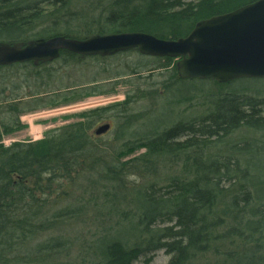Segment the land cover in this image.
Here are the masks:
<instances>
[{
  "label": "trees",
  "instance_id": "16d2710c",
  "mask_svg": "<svg viewBox=\"0 0 264 264\" xmlns=\"http://www.w3.org/2000/svg\"><path fill=\"white\" fill-rule=\"evenodd\" d=\"M79 1L0 0V42L136 31L178 39L199 20L257 0H107L97 16L88 14L92 6L75 11ZM158 69L167 73L166 94L181 82H208L181 79L175 59L138 49L62 51L0 66V103L11 113L0 118V139L23 126L25 110L109 94L120 80ZM104 73L113 79L109 88ZM71 78L78 84L67 85ZM140 86L39 141L0 145V264H152L159 250L167 264H264V100L247 87L221 89L201 102L209 105L205 114H170L140 130L151 113L131 112L146 95ZM195 91L171 103H194ZM104 120L121 140L111 153L102 149L111 129L95 133Z\"/></svg>",
  "mask_w": 264,
  "mask_h": 264
},
{
  "label": "water",
  "instance_id": "95a60500",
  "mask_svg": "<svg viewBox=\"0 0 264 264\" xmlns=\"http://www.w3.org/2000/svg\"><path fill=\"white\" fill-rule=\"evenodd\" d=\"M130 49L142 54L178 59L181 79L227 84L243 78H264V0L199 20L178 39L147 32H119L79 39L56 35L26 44L0 42V66L58 58L62 50L80 55H112ZM111 127L96 129L101 135Z\"/></svg>",
  "mask_w": 264,
  "mask_h": 264
},
{
  "label": "rangeland",
  "instance_id": "374dc122",
  "mask_svg": "<svg viewBox=\"0 0 264 264\" xmlns=\"http://www.w3.org/2000/svg\"><path fill=\"white\" fill-rule=\"evenodd\" d=\"M105 1L107 0H80L77 6L75 7V11L79 13H86L87 9L92 6L91 9H88V14L97 16L104 10ZM85 9V10H84ZM101 11V12H100ZM117 62V61H116ZM79 73L75 74L78 75ZM102 80V84L104 85V88H109L113 85V79L107 78V73H104ZM167 73L165 70L158 69L151 75L149 72L144 73V76L142 78H138L137 76L130 77L132 82L126 83L124 82L125 79L120 80L118 84H116L114 87V91L111 92L114 94L113 98H107L105 101L96 104H93L94 107L90 106H84V105H77L80 102H83L87 99H85L88 96H83L79 98H71L69 101H60L56 105H47L44 107H40L33 110H25L20 113V123L23 125L19 130L4 134L5 137H10L15 139L16 141H27L30 140L36 141L35 138L39 137L40 135H36L38 130L34 127L32 128L29 118L32 116H37L41 114H36L37 111L41 110H54L53 112H49L47 114L42 115L41 117L36 119L37 124H41L43 128L40 130L42 131V135H44L46 132H48L51 129L64 126L76 119H79L78 116L84 112H89L90 110H94L97 107L102 106H108V105H114L118 103H122L126 97L127 94L137 92V85H140V88L142 91L146 92V95L144 98H136L132 102L131 112L133 113H143L146 114L147 112H151L150 115L146 118V125L142 126L140 130H146L152 129V127L156 124L163 123L166 121L170 114H205L207 108H209V105L201 104V102H206L209 104V100L211 97H209V94H214L215 100H216V94L222 92L225 94L232 93L233 91H236L239 89V91L243 92V90H240L242 88H249L250 90H255L257 92H246L248 94L257 95V98L260 100H264V78H243L238 79L235 81V83H231L227 85L224 88L218 87L214 83H198V82H181L180 84L176 85L172 89L169 90V92L166 94V88L162 86L163 80L166 79ZM117 80V79H115ZM78 83L73 82V78L67 80V85H75ZM159 90L154 92V90ZM196 89H200L203 92L195 91ZM192 96L195 94H199L194 101V103H180V104H173L172 101H179L175 99V96L180 95H186L190 92H193ZM68 92V91H66ZM200 93H203L202 95ZM110 94V93H109ZM47 96H51L52 98H57V94H46ZM112 95V94H110ZM195 95V96H196ZM92 96V95H89ZM136 97V96H134ZM170 102V103H169ZM39 109V110H38ZM36 112V113H34ZM130 112V113H131ZM0 118L6 119L9 121V117L6 114H11L6 112V105L3 103H0ZM36 114V115H33ZM26 117V118H25ZM2 120V119H1ZM0 120V122H1ZM109 122L108 120H104L101 123L97 124V127ZM36 124V125H37ZM2 125V124H1ZM0 125V127H1ZM96 127V128H97ZM118 128H116L117 130ZM2 130V129H1ZM4 138V137H3ZM104 145L103 150L106 151V153L113 152V149H116L117 146H121L119 143L120 141H115L117 139L116 131L114 130V127L110 130L109 133L106 134L104 137ZM31 141V142H32ZM113 144L116 146L114 147ZM114 147V148H113ZM143 150H140L141 152ZM132 180H136L137 183H142L144 178H140L138 176L132 177ZM83 226V223L74 226V229L81 228ZM95 228H92L94 230ZM90 231V232H91ZM91 233L88 234V237ZM73 235H76V233H73ZM169 256L163 251L159 250L154 257V260L152 264H167ZM137 264H142L141 261L137 262Z\"/></svg>",
  "mask_w": 264,
  "mask_h": 264
},
{
  "label": "bare ground",
  "instance_id": "6f19581e",
  "mask_svg": "<svg viewBox=\"0 0 264 264\" xmlns=\"http://www.w3.org/2000/svg\"><path fill=\"white\" fill-rule=\"evenodd\" d=\"M62 51H67V50H62ZM61 51V52H62ZM75 53V52H74ZM75 54H78V53H75ZM41 115H37V116H32V117H30L29 118V121H30V124H31V126H32V128H36L37 130H38V132L36 133V135L38 136V135H41V128H43V126L41 125V124H37L35 121H36V119L37 118H39V117H41L42 115H44V114H47V113H40ZM37 124V125H36Z\"/></svg>",
  "mask_w": 264,
  "mask_h": 264
},
{
  "label": "built area",
  "instance_id": "2783aa9c",
  "mask_svg": "<svg viewBox=\"0 0 264 264\" xmlns=\"http://www.w3.org/2000/svg\"><path fill=\"white\" fill-rule=\"evenodd\" d=\"M103 101H105V100L100 99V98H93V99H90V100L86 101L82 105H84V106H90V105H92L91 107H93L94 106L93 104H96L97 105L98 103L103 102Z\"/></svg>",
  "mask_w": 264,
  "mask_h": 264
}]
</instances>
